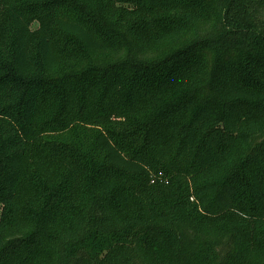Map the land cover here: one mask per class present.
Here are the masks:
<instances>
[{
	"label": "trees",
	"instance_id": "1",
	"mask_svg": "<svg viewBox=\"0 0 264 264\" xmlns=\"http://www.w3.org/2000/svg\"><path fill=\"white\" fill-rule=\"evenodd\" d=\"M0 264H264V0H0Z\"/></svg>",
	"mask_w": 264,
	"mask_h": 264
},
{
	"label": "rangeland",
	"instance_id": "2",
	"mask_svg": "<svg viewBox=\"0 0 264 264\" xmlns=\"http://www.w3.org/2000/svg\"><path fill=\"white\" fill-rule=\"evenodd\" d=\"M155 175H156V173H152V174H151V176H155Z\"/></svg>",
	"mask_w": 264,
	"mask_h": 264
}]
</instances>
